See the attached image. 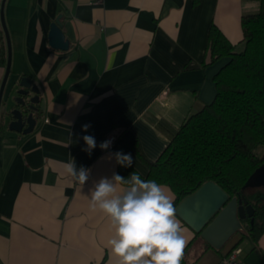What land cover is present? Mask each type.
Masks as SVG:
<instances>
[{
  "label": "crops",
  "instance_id": "crops-1",
  "mask_svg": "<svg viewBox=\"0 0 264 264\" xmlns=\"http://www.w3.org/2000/svg\"><path fill=\"white\" fill-rule=\"evenodd\" d=\"M259 9L260 0H7L13 60L5 95L26 75L41 101L31 133L10 130L1 117L0 264H119L107 245L115 230L91 210L90 189L118 174L116 152L130 153L133 166L147 174L134 143L147 158H158L170 141L158 122L178 129L196 103L216 95L213 77L227 60L210 63L211 26L242 51V17ZM59 14L71 41L67 50L48 39ZM7 57L0 19V86ZM6 108L3 103V116ZM111 133L114 147L101 149ZM85 135L96 140L91 154ZM71 160L90 169L85 185L66 174ZM169 195L174 201L172 190ZM176 216L188 241L187 264H223L236 244L242 264H264V235L254 242L237 233L216 249Z\"/></svg>",
  "mask_w": 264,
  "mask_h": 264
},
{
  "label": "trees",
  "instance_id": "trees-1",
  "mask_svg": "<svg viewBox=\"0 0 264 264\" xmlns=\"http://www.w3.org/2000/svg\"><path fill=\"white\" fill-rule=\"evenodd\" d=\"M242 27V51H237L215 24L210 28V63L227 59L213 77L214 99L196 103L178 129L165 120L158 122V127L170 135L158 158H147L139 143H134L136 154L147 166L146 175L133 165L119 164L118 174L127 178L135 171L144 180L167 185L175 194V207L204 182L215 181L231 198H245L253 206L252 214L242 219L244 229L238 234L241 240L258 242L264 235V188L244 187L264 164V152L256 151L264 146V0H260L257 13L242 17ZM205 242L207 247H213ZM187 251L188 247L181 264H187Z\"/></svg>",
  "mask_w": 264,
  "mask_h": 264
},
{
  "label": "clouds",
  "instance_id": "clouds-1",
  "mask_svg": "<svg viewBox=\"0 0 264 264\" xmlns=\"http://www.w3.org/2000/svg\"><path fill=\"white\" fill-rule=\"evenodd\" d=\"M89 124L83 125L86 132ZM85 151L97 146L91 135L83 136ZM111 141L100 144L108 149ZM116 162L123 167L133 165V157L116 152ZM66 174L81 186L90 177V169L76 166L74 160L64 165ZM126 185V187H124ZM171 189L155 180H144L135 171L127 178L113 173L102 177L90 189V208L109 218L114 236L107 241L111 254L119 264H181L188 241L177 219L176 208L169 195Z\"/></svg>",
  "mask_w": 264,
  "mask_h": 264
},
{
  "label": "water",
  "instance_id": "water-1",
  "mask_svg": "<svg viewBox=\"0 0 264 264\" xmlns=\"http://www.w3.org/2000/svg\"><path fill=\"white\" fill-rule=\"evenodd\" d=\"M6 3L7 0H2L0 10L8 48L6 71L0 86V123L1 117L5 119L7 116L10 130L28 134L37 125L36 111L41 101V91L31 77L24 75L15 83L14 95L12 96V91L15 86L5 95L13 60L11 35L5 17ZM62 17L59 14L51 23L48 39L51 47L67 50L71 41L63 30ZM9 100L14 102L3 116V103L7 105ZM248 186L264 188V164L255 170L244 188ZM175 208L176 214L216 249H221L235 234L244 229L242 219L247 214L251 215L253 210V206L247 204V199L237 196L231 198L226 190L212 180L204 182L196 191L184 197Z\"/></svg>",
  "mask_w": 264,
  "mask_h": 264
},
{
  "label": "built area",
  "instance_id": "built-area-1",
  "mask_svg": "<svg viewBox=\"0 0 264 264\" xmlns=\"http://www.w3.org/2000/svg\"><path fill=\"white\" fill-rule=\"evenodd\" d=\"M110 140L111 141V145L108 149H103V150H110L114 147V144L117 140V135L115 133H111L108 136H106L102 142ZM101 142V143H102ZM242 252V248L241 247H235L233 248L231 251L228 252V254L224 257L223 259V264H242L241 260H240V254Z\"/></svg>",
  "mask_w": 264,
  "mask_h": 264
},
{
  "label": "rangeland",
  "instance_id": "rangeland-1",
  "mask_svg": "<svg viewBox=\"0 0 264 264\" xmlns=\"http://www.w3.org/2000/svg\"><path fill=\"white\" fill-rule=\"evenodd\" d=\"M238 49H240V48L238 47ZM236 50H237V49H236ZM237 51H238V50H237ZM224 60H227V59L224 58ZM15 90H16V86H15L14 90L12 91V96L14 95ZM8 92H9V88H8L7 93H8ZM12 96H11V98H12ZM11 100H12V99H11ZM11 100L8 101V103H7V105H6V107H7L6 109H9V108H10V104H11L12 102H14V101L11 102ZM5 119H6V122H7V121H8V117L6 116ZM7 124H8V122H7ZM256 151H257L258 154H262V153L264 152V146H260V147H258Z\"/></svg>",
  "mask_w": 264,
  "mask_h": 264
},
{
  "label": "flooded vegetation",
  "instance_id": "flooded-vegetation-1",
  "mask_svg": "<svg viewBox=\"0 0 264 264\" xmlns=\"http://www.w3.org/2000/svg\"><path fill=\"white\" fill-rule=\"evenodd\" d=\"M38 111H39V107H38V110L36 111L37 114H38Z\"/></svg>",
  "mask_w": 264,
  "mask_h": 264
}]
</instances>
